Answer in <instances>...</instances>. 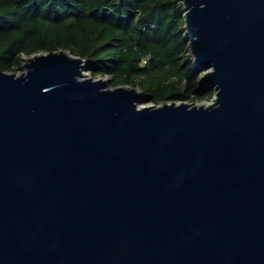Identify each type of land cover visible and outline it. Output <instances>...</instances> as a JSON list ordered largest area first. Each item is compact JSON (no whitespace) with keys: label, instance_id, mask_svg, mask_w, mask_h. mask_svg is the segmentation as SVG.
Here are the masks:
<instances>
[{"label":"water","instance_id":"water-1","mask_svg":"<svg viewBox=\"0 0 264 264\" xmlns=\"http://www.w3.org/2000/svg\"><path fill=\"white\" fill-rule=\"evenodd\" d=\"M181 4L211 103L0 68V264H264V0Z\"/></svg>","mask_w":264,"mask_h":264},{"label":"trees","instance_id":"trees-1","mask_svg":"<svg viewBox=\"0 0 264 264\" xmlns=\"http://www.w3.org/2000/svg\"><path fill=\"white\" fill-rule=\"evenodd\" d=\"M181 1L0 0V68L20 73L34 54L66 50L96 79L137 87L144 105L213 101L188 54Z\"/></svg>","mask_w":264,"mask_h":264},{"label":"rangeland","instance_id":"rangeland-1","mask_svg":"<svg viewBox=\"0 0 264 264\" xmlns=\"http://www.w3.org/2000/svg\"><path fill=\"white\" fill-rule=\"evenodd\" d=\"M22 71H23V70H21V72H22ZM88 74L91 75L90 72H88ZM211 102H212V101H207V102H205L204 104H208V103H211Z\"/></svg>","mask_w":264,"mask_h":264}]
</instances>
